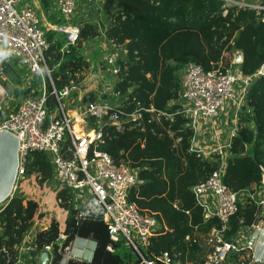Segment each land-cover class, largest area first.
<instances>
[{
  "label": "trees",
  "instance_id": "1",
  "mask_svg": "<svg viewBox=\"0 0 264 264\" xmlns=\"http://www.w3.org/2000/svg\"><path fill=\"white\" fill-rule=\"evenodd\" d=\"M40 3L41 12L47 14L52 8L51 0ZM223 4L222 0H103L105 35L116 46L125 48L126 58L120 60L122 70L114 85V91L124 98L119 107L122 113L112 119L115 112H110L103 118V139L97 148L111 155L117 164L140 169V182L131 189L130 198L161 225L147 249L142 250L144 257L155 264H165L158 259L164 252L181 264H203L213 249L210 234L223 228L220 219L206 216L192 191L193 186L217 170L219 157L208 159L191 150L194 132L188 119L178 106H169L179 96L180 72L191 62L206 71L218 68L220 62H226L222 67L227 68L231 62L226 57L232 58L240 50L244 54V74L251 76L264 64V13L234 5L223 14ZM61 21L60 17L54 23ZM81 26L80 40L65 52L61 50L65 34L61 41L56 39L57 30L47 31L50 46L45 58L57 90L82 82L89 69V63L77 51L84 41L101 32L93 23ZM47 88L51 92L49 80ZM47 102L51 108L57 106V99L50 93ZM134 114L141 117L134 120ZM115 122L123 128L118 129ZM89 123L96 128L99 125L95 119ZM230 152L225 184L238 193L258 188L264 175V76L247 90ZM27 171L35 176L42 191L52 184L53 170L44 152L30 154ZM55 201L59 219L50 216L49 228L37 231L34 241L38 250L54 247L53 264H59L65 248L77 236L93 238L98 247L91 263L70 264H143V258L133 248L120 250L112 243L103 220L79 218L80 210L69 188H60ZM260 212V205L253 199L240 203L224 236L236 238L244 227L256 225ZM36 217H45L39 202L19 194L1 212V240L8 253L0 250V264H16V245ZM62 236L66 240L60 245ZM111 244L116 250L108 249Z\"/></svg>",
  "mask_w": 264,
  "mask_h": 264
},
{
  "label": "built area",
  "instance_id": "2",
  "mask_svg": "<svg viewBox=\"0 0 264 264\" xmlns=\"http://www.w3.org/2000/svg\"><path fill=\"white\" fill-rule=\"evenodd\" d=\"M222 1L223 14H227L228 7L234 5L249 7L260 15L264 13V0L255 3ZM79 2L51 0L52 8L62 19L60 24L52 26L54 30L65 34L62 52L68 51L80 40L82 26L75 19ZM19 5V0H0V83L11 84L7 71L10 62L15 60L26 72L25 76L21 70L19 82L15 86L26 84L32 76L41 81V85L33 88V91L42 89L43 93L23 94L14 107H2L0 110V131H10L20 141L14 189L12 195L0 204V214L15 195L25 192L26 183L33 177L27 171L28 157L34 151H42L51 163L53 179L59 189L69 188L75 203L89 194L90 198H96L102 205V220L108 227L112 243L119 246L122 240L128 241L130 247L143 258V264H155L154 260L144 257L142 250L147 249L151 237L161 225L156 217L142 212L130 198L131 189L140 182V169L117 164L111 155L97 148L103 139L102 120L110 112H115L112 119L122 113L119 107L124 101L123 96L113 90V99L108 97L106 101L86 102L82 109L72 114L70 105L75 103L70 86L57 90L46 63L45 51L50 43L41 16L33 5L23 4L20 9ZM109 42L116 53L106 56L107 70L118 78L122 70L120 60L126 57V50L123 46ZM222 65L223 62H220L218 68L210 71L193 62L184 66L180 72L181 89L174 105L188 119V125L194 132L191 150L208 159L219 157L217 170L206 181L192 187L198 202L206 210V216L217 217L223 223L221 230H213L209 236L213 249L203 264H251L253 258L252 262L233 260L235 254L246 249L252 250L251 247L247 244L244 246L241 237L227 239L224 236L228 222L239 210L240 197L224 182V171L231 158L228 159L226 149L230 150L231 144L229 147L225 144V133L220 129L224 126L234 135L237 133L239 112L245 103L247 90L254 77L257 80L264 76V64L251 76L243 73L241 65L234 64V56L229 67L223 68ZM46 78L51 82V92L47 88ZM49 93L57 99V106L53 108L47 102ZM132 116L134 120L141 117L140 114ZM90 119H95L99 124L93 132L88 130ZM115 124L118 129L123 128L121 123ZM68 137L70 142H67ZM206 198L214 199L215 205L211 207ZM263 204L264 200L260 206ZM79 218H84L81 211ZM3 237L0 223V250L8 253L2 244ZM34 241H27L16 249V264H21L19 259L22 254H28L26 262L32 263L31 257L38 251ZM113 244L108 246L111 251L116 250ZM52 247L47 246L46 249ZM158 259L165 264H181L174 261L168 252L161 254Z\"/></svg>",
  "mask_w": 264,
  "mask_h": 264
},
{
  "label": "rangeland",
  "instance_id": "3",
  "mask_svg": "<svg viewBox=\"0 0 264 264\" xmlns=\"http://www.w3.org/2000/svg\"><path fill=\"white\" fill-rule=\"evenodd\" d=\"M19 1H20V5L30 4L36 8V10L38 11V13L41 16L42 23H43L44 29L46 30V33L49 29L54 30L52 28V26L57 25L54 23V21L58 20L60 18L58 13L54 10V8H51V10L46 14V13L41 12V10H40L41 9L40 0H19ZM249 1L257 2L258 0H249ZM20 5L18 6L19 9L21 7ZM102 8H103V0H80L79 7H78L77 13L75 15V19L79 24H85V23L89 22V23H93V24L98 25L100 28L101 34H103L101 36H103L105 38V36H106L105 35V28H103V25L106 26L107 22H106V17L104 16ZM51 16L53 17V19L50 18ZM56 39L61 40V41L64 40V36L62 35L61 32H59V31L57 32ZM102 40H103V38L98 36L94 39L84 41L79 46L77 53L79 55H81L89 63V69L87 70L85 76L91 72L96 73L95 69L97 68L98 71L103 70L104 74L107 77V78H105L106 80L113 82V80L115 79L114 76L110 75L107 72L108 66H107V62L105 59L106 58L105 48L107 46H104L101 44ZM106 52L109 54L116 53V51L114 49H111V48L108 49V47L106 48ZM226 58H227V60H229L231 62V57L229 55ZM122 59H125V58H122ZM225 63L226 62H224L223 65ZM10 66H9L8 71H7V77L9 79V82H11V84H8L7 82L1 83L3 85V87H5V89L8 91V97L3 101V104H2V107L4 109L14 107L17 104V102L19 101L18 99L23 94L28 96V95H37V94L42 95V93H43L42 89L39 90V92L33 91V88L34 89L38 88V84H39L38 81H37V83H34L32 81L33 87H30V84H29L31 82V80H28V82L26 84H23L20 86H15V84H17V82H19V75H21V70L23 71L25 76H26V72H25V70H23V67L20 66L15 60H12L10 62ZM47 80H49V79L46 78V81ZM254 81H255V77L253 78V82ZM80 84H71L70 85V87L71 86L73 87L72 96H73V98L75 97V99H76V103L74 105H70L72 109L77 107V105L79 103V97L81 95L83 96L82 101L97 99L96 95H94L93 93H90V92H86L85 94H81L84 90L82 88V85L80 86ZM100 91H101V89H100ZM99 96H100V98L98 101H106L108 98V95H106L104 93H101ZM172 106H175V105H171L170 107H172ZM95 129H96V126H94V125H91L90 128H88V130H90L92 132ZM69 140H70V137H68L67 142H69ZM26 184L29 188L34 189V191L33 192H24V193L22 192L21 195L24 196V198L26 200L33 199V200L38 201L40 204L41 210L43 212H47V213H45L47 219H49L50 216H52L53 219L56 218L58 220L60 217L58 214V212H59L58 208L59 207L55 201V195L58 192L56 189L58 187H56V183H55L54 179L52 181V184L50 186H48L47 189H45L44 191H42L39 188L34 175H33V177L32 176L30 177L29 182H27ZM58 190H59V188H58ZM52 213L54 216L52 215ZM259 222H262V221H259ZM243 237H245V235ZM59 244L60 245L62 244V240L59 242ZM119 247H120V250H132L128 241L122 240Z\"/></svg>",
  "mask_w": 264,
  "mask_h": 264
},
{
  "label": "water",
  "instance_id": "4",
  "mask_svg": "<svg viewBox=\"0 0 264 264\" xmlns=\"http://www.w3.org/2000/svg\"><path fill=\"white\" fill-rule=\"evenodd\" d=\"M245 3H255L243 0ZM244 54L237 50L234 52V64L242 65ZM8 97V91L0 83V110L3 101ZM117 117V116H116ZM20 141L10 131H0V204L4 203L14 189L19 163L18 151ZM84 218L102 220L104 208L96 198H88L86 205L80 210ZM247 245L253 251L251 264H264V224L246 232ZM98 242L93 238L77 236L66 248L59 264H70L72 261L91 263L94 259Z\"/></svg>",
  "mask_w": 264,
  "mask_h": 264
},
{
  "label": "crops",
  "instance_id": "5",
  "mask_svg": "<svg viewBox=\"0 0 264 264\" xmlns=\"http://www.w3.org/2000/svg\"><path fill=\"white\" fill-rule=\"evenodd\" d=\"M103 35V34H101ZM101 38H103L102 40V45L107 46L108 49H114L112 44L109 42L108 38L105 36V38L103 36H101ZM107 38V39H106ZM107 41V42H106ZM106 47V48H107ZM106 48H105V55H109V53L106 52ZM126 58V57H125ZM11 67V66H10ZM96 73H89L85 76L84 80L78 84H80V86L82 85L83 88V92L81 94H85L86 92H90L93 93L94 95H96L97 99L95 100H99L100 98V94L104 93L106 95H109L108 97L110 99H113L112 97H114L113 93H114V85L117 81L116 76H114V80L113 82L106 80L105 78L106 75L104 74L103 70H97V68L95 69ZM108 72V70H107ZM110 74V73H109ZM111 75V74H110ZM113 76V75H112ZM31 80L30 87H33L32 81L34 83H37L38 81V86L41 84V81H39L37 78H33L32 76L29 78ZM71 89V93H72V89L73 87H70ZM75 89V88H74ZM101 89V91H100ZM73 97V96H72ZM83 96L81 95L79 97V103L78 106L79 108H75L72 109L70 112L73 113H77L79 111V109H82V107L84 106V104L86 102L89 101H93V100H87V101H82ZM74 103H76V99L75 97L73 98ZM78 101V100H77ZM174 105V101H172L170 103V106ZM82 112H80L79 114H81ZM220 129V131H224L225 135H223L224 138V142L226 145H228V147L231 144L232 138L234 136V133H232L231 130L228 129V127H224ZM227 151V156L228 159L231 157V152L229 150V148L226 149ZM248 153L251 154L253 153V151L250 149L248 150ZM228 164V163H227ZM227 166V165H226ZM57 187V185H56ZM25 192H33L34 189L29 188L28 186L25 187ZM31 190V191H30ZM58 191V188L56 189ZM91 196L89 194H86L83 196L82 199H79L78 202H76V206L79 210H81L85 205H86V200L88 198H90ZM239 197H240V203L245 204L249 201V199H253L258 205H260V202L262 200H264V184L261 183V185L258 188H249V189H245L241 192H239ZM206 200L210 203V206L212 207L213 205H215V201L212 198H206ZM261 207V212H260V220L262 222H258L256 227H262L264 224V204L260 206ZM206 211V210H205ZM40 212L41 213H47V212H43L41 210L40 207ZM53 215V213H52ZM54 216V215H53ZM254 227V228H256ZM49 228V223H48V219L45 215V217L41 219H39L38 217L35 218V221L33 223V225L28 229V231L24 234L22 241L16 245V249H18L19 247L22 246L23 243H26L27 241H34L35 240V234L37 231L41 230V229H47ZM250 228H243L242 231L238 234V236L236 238H240L242 244L244 246H246L247 241H248V236H246V232L250 231ZM245 235V237H243ZM62 243L66 240L65 236L61 237ZM60 240V241H61ZM28 254H22L21 259H19V261L21 262V264H30L26 262V258H27ZM32 263L31 264H53L54 260H55V249L54 247H52L50 250H47L46 248L44 250H38L34 255H32ZM253 258V251L252 250H244L243 252L239 253V254H235L234 255V262H241V261H249L252 262ZM247 259V260H246ZM26 262V263H25ZM73 262H78V261H73Z\"/></svg>",
  "mask_w": 264,
  "mask_h": 264
},
{
  "label": "bare ground",
  "instance_id": "6",
  "mask_svg": "<svg viewBox=\"0 0 264 264\" xmlns=\"http://www.w3.org/2000/svg\"><path fill=\"white\" fill-rule=\"evenodd\" d=\"M18 156H19V151H18Z\"/></svg>",
  "mask_w": 264,
  "mask_h": 264
}]
</instances>
